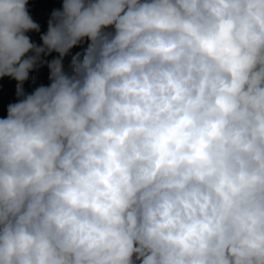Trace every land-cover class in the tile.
Wrapping results in <instances>:
<instances>
[{"label": "clouds", "instance_id": "clouds-1", "mask_svg": "<svg viewBox=\"0 0 264 264\" xmlns=\"http://www.w3.org/2000/svg\"><path fill=\"white\" fill-rule=\"evenodd\" d=\"M28 4L0 0V264H264V0H62L40 44Z\"/></svg>", "mask_w": 264, "mask_h": 264}, {"label": "rangeland", "instance_id": "rangeland-1", "mask_svg": "<svg viewBox=\"0 0 264 264\" xmlns=\"http://www.w3.org/2000/svg\"><path fill=\"white\" fill-rule=\"evenodd\" d=\"M62 7V0H29L28 8L29 13L33 20L40 25V32H29L27 35L30 36L34 43L40 44L41 34L47 31V23L50 18L53 9H59ZM77 51H82L81 48H74L71 54L64 60L65 71H68V65L71 60V55L75 54ZM57 53H52L51 55L45 57L47 60H51L56 57ZM29 80L23 85L26 94H31L35 88L44 85L48 86L49 81V69L47 66L39 68L38 71H33L29 73ZM35 78L33 82L32 78ZM16 84L17 82L9 77L0 78V118H5L7 115V107L11 103L18 102L16 95Z\"/></svg>", "mask_w": 264, "mask_h": 264}]
</instances>
